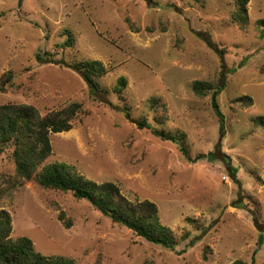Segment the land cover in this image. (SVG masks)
<instances>
[{"label":"rangeland","instance_id":"1","mask_svg":"<svg viewBox=\"0 0 264 264\" xmlns=\"http://www.w3.org/2000/svg\"><path fill=\"white\" fill-rule=\"evenodd\" d=\"M235 9V0H0V105L42 115L81 105L69 130L50 134L37 171L66 164L133 203L154 202L174 244L148 241L37 175L20 181L9 147L0 209L11 237L77 264H264V0H249L244 26ZM88 60L106 67L94 93L74 67ZM221 78L223 132L211 93L192 89Z\"/></svg>","mask_w":264,"mask_h":264},{"label":"trees","instance_id":"2","mask_svg":"<svg viewBox=\"0 0 264 264\" xmlns=\"http://www.w3.org/2000/svg\"><path fill=\"white\" fill-rule=\"evenodd\" d=\"M248 2L249 0H235L236 9L233 18L240 26H244L247 22ZM74 67L82 74L93 93L102 90L97 80V76L106 72L102 61H81ZM5 75L10 81L13 73L9 70ZM6 78L2 77L1 79L3 85L6 84ZM126 83L124 77L119 79L121 86L125 87ZM225 85L224 78H221L216 88L213 83L201 80L195 81L192 85V89L197 95L207 96L211 93L212 106L221 121L222 132L225 128L224 115L217 97ZM80 106L78 103H73L64 109L42 115L39 109L30 104L7 103L0 105V155L9 147L13 148L16 176L20 181L30 180L34 175H37V180L42 187L72 192L76 198L87 200L113 222L132 229L137 235L154 244L173 248V233L169 227L161 223L154 202L146 199L133 203L121 194L120 188L116 184L112 182L97 183L80 175L66 164H50L42 171H37L40 164L52 151L50 134L69 130L71 128L70 121L75 117ZM126 115L128 116V114ZM139 125L140 127H149L146 120L140 121ZM151 130L160 138L176 141L172 135L166 136L158 130L152 128ZM180 150L188 155L184 146H181ZM200 158L201 155L193 161L196 162ZM65 217V212L61 211L59 219L64 221V225L69 228L72 225V220H65ZM261 230L264 231V229ZM11 233L12 217L7 210L0 209V264H77L71 258L45 256L36 250L30 237L13 238ZM263 240L262 233L260 245ZM233 264L245 263L242 260H237Z\"/></svg>","mask_w":264,"mask_h":264}]
</instances>
